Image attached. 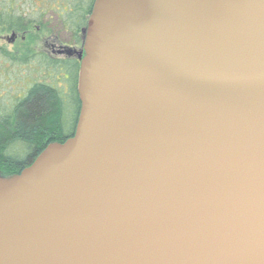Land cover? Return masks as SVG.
I'll list each match as a JSON object with an SVG mask.
<instances>
[{
  "label": "water",
  "instance_id": "95a60500",
  "mask_svg": "<svg viewBox=\"0 0 264 264\" xmlns=\"http://www.w3.org/2000/svg\"><path fill=\"white\" fill-rule=\"evenodd\" d=\"M82 37L73 136L0 175V264H264V0H95Z\"/></svg>",
  "mask_w": 264,
  "mask_h": 264
},
{
  "label": "trees",
  "instance_id": "16d2710c",
  "mask_svg": "<svg viewBox=\"0 0 264 264\" xmlns=\"http://www.w3.org/2000/svg\"><path fill=\"white\" fill-rule=\"evenodd\" d=\"M25 1H33L34 4L41 1V6L38 5V8L34 9L30 4L32 9L26 11ZM1 2L0 28L24 31L26 26L37 24L46 38L52 37L51 29L59 25L74 37L75 42L80 43L82 31L87 26L95 0H0ZM55 3L59 6L55 7ZM52 12L55 14V21L49 20L52 17V14H49ZM26 18L29 21H26ZM63 36L66 37V34L63 33ZM47 59L55 69H59L57 63ZM20 60L26 61L24 58ZM71 83L76 87L75 80ZM61 90L44 84L35 85L11 110L0 111L1 175L6 173L7 177H11L19 174L47 145L62 143L73 136L75 118L66 115L65 106L61 101ZM23 150L26 153L22 155L21 152H25Z\"/></svg>",
  "mask_w": 264,
  "mask_h": 264
},
{
  "label": "rangeland",
  "instance_id": "374dc122",
  "mask_svg": "<svg viewBox=\"0 0 264 264\" xmlns=\"http://www.w3.org/2000/svg\"><path fill=\"white\" fill-rule=\"evenodd\" d=\"M25 3H27L24 6L26 11L32 9L31 6L34 9L38 8V5L41 6V1H37V4H34L33 1H25ZM57 4L55 3L54 6H59ZM1 6L2 2L0 3ZM27 14L28 12H26ZM51 14L52 17L49 20L55 21V14L52 12L49 15ZM26 21L29 20L26 18ZM26 27L24 31H8L0 28V111L11 110L17 102L28 94L34 85L44 84L53 88H60L58 86L59 80L64 81L63 77L59 76L65 74L57 71L47 59L49 53L47 52V45L43 41L44 34L40 27L37 24H30ZM51 30L52 38L60 44L74 46L76 43L74 37H71L59 25ZM63 33L66 34V37L63 36ZM22 58L26 61L21 62L20 59ZM25 153L26 151L21 152L22 155ZM2 174L4 176L0 175L7 177L6 173Z\"/></svg>",
  "mask_w": 264,
  "mask_h": 264
},
{
  "label": "flooded vegetation",
  "instance_id": "af4514ba",
  "mask_svg": "<svg viewBox=\"0 0 264 264\" xmlns=\"http://www.w3.org/2000/svg\"><path fill=\"white\" fill-rule=\"evenodd\" d=\"M43 41L47 45L46 48L48 50L47 52L49 53L48 58H50L53 63H57L59 65V69L57 71L61 73L64 71L63 73L65 75L63 77L64 81L62 83H66L62 85L61 80H59L58 84V86L62 89L60 91V94L62 96L61 101L65 106L66 115L69 117H71L72 115L75 118V123L77 125L81 109V103L78 94V79L81 64L79 54L83 51V37L81 38V42H76L74 46L60 44L52 37H46L43 39ZM74 80L76 81V87H74L73 83H71V81ZM26 96H24L23 98H25ZM23 98L21 100H23Z\"/></svg>",
  "mask_w": 264,
  "mask_h": 264
}]
</instances>
